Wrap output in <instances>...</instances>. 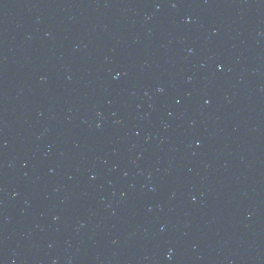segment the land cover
<instances>
[{
	"label": "water",
	"instance_id": "95a60500",
	"mask_svg": "<svg viewBox=\"0 0 264 264\" xmlns=\"http://www.w3.org/2000/svg\"><path fill=\"white\" fill-rule=\"evenodd\" d=\"M0 116L90 264H264V0H0Z\"/></svg>",
	"mask_w": 264,
	"mask_h": 264
}]
</instances>
